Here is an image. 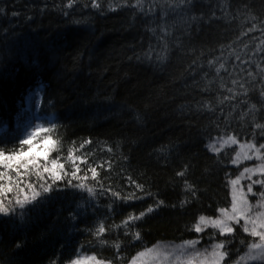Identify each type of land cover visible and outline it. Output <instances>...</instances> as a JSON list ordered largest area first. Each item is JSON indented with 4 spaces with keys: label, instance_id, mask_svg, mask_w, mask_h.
<instances>
[{
    "label": "trees",
    "instance_id": "trees-1",
    "mask_svg": "<svg viewBox=\"0 0 264 264\" xmlns=\"http://www.w3.org/2000/svg\"><path fill=\"white\" fill-rule=\"evenodd\" d=\"M68 3L0 0V148H18L36 127H54L52 158L63 162L91 141L76 155L90 151L93 166L111 163L97 169L104 187L144 199L124 203L94 181H85L92 195L59 181L24 208L13 202V212L0 214V264H67L77 249L127 264L160 244L199 240L203 251L225 239L228 264L240 262L255 238L239 225L228 237L192 229L199 216L230 207L229 180L243 169L231 163L235 147L214 153L208 145L228 136L264 143L255 127L264 124V0ZM32 97L34 117L26 107ZM158 200L164 204L135 224L139 241L122 228L105 234L121 245L119 259L115 247L91 235L99 222L119 224Z\"/></svg>",
    "mask_w": 264,
    "mask_h": 264
},
{
    "label": "snow or ice",
    "instance_id": "snow-or-ice-1",
    "mask_svg": "<svg viewBox=\"0 0 264 264\" xmlns=\"http://www.w3.org/2000/svg\"><path fill=\"white\" fill-rule=\"evenodd\" d=\"M75 0H69L68 7H71ZM137 4L141 3V0H136ZM185 0H180V3H184ZM91 6L99 8L101 5L97 3V0H91ZM115 10V9H112ZM256 30V25L253 24L248 29L249 32ZM264 43V41H262ZM223 65H221L222 67ZM251 75V73L249 74ZM235 83V82H234ZM231 91V90H230ZM260 96L264 98V90L260 92ZM255 110L256 106H251ZM257 129H260V134L264 136V124H255ZM55 131V128L36 127L31 132L26 133L25 137L18 141L19 147L15 149L6 150L0 148V214L8 215L14 211L13 202L16 207L24 208L25 205L31 204L42 193H49L53 190L54 186L59 181H65L68 185L75 188L87 190L90 195L93 194V188L88 187L85 181L91 180L98 184L101 188V194L108 193L115 200H120L124 203L130 201L144 199V196H138L135 192L128 195H121L118 191H113L110 188H105L101 183V174L97 170L98 168L104 169L105 165L110 169L111 163L105 161L104 164H97L93 166L89 163V157L92 153L89 151L83 155H76L81 149L85 148V145L90 144L91 141H84L79 148H73L68 151L67 157L61 162V157L56 156L52 158V153L58 150V141L53 139L51 133ZM41 133L45 135L41 137ZM35 141V142H34ZM237 144L238 141L234 136H228L224 144ZM241 149L247 148L252 154L248 152L243 153L244 160H259L260 163L254 167H245L243 171L235 179H230L229 184L232 188L231 196L232 203L230 211L228 208H219L217 211L220 213L218 217H210L201 215L198 217L197 222L193 225V231L196 233L204 232L206 228L211 227L216 230L212 235L215 236L218 232L220 236H233L236 232V225L242 229V231L253 238H259L258 242H248L249 253L255 250H264V179H255L252 177L258 175L264 177V143L257 146L253 141H249L247 144H241ZM208 150L214 153H219L221 147H217L215 144L208 145ZM111 151V149H109ZM241 153L237 152L236 157L231 160V163L238 164ZM71 165L69 170L66 164ZM81 165H85L82 168ZM14 173V175H13ZM90 173V175H89ZM247 174V175H246ZM178 176H184L183 171L177 173ZM241 179L251 181L247 185V192L243 189L237 190L236 186L240 183ZM131 184H134L138 191L143 192V185L136 184L135 180L131 177L128 178ZM77 181V183H73ZM186 189L195 196L193 186L189 185L185 180ZM253 185H260L261 191L256 192L253 190ZM39 187L40 191L36 188ZM29 193H31L29 195ZM249 194L252 197H258L255 203H250ZM151 193H145V196H151ZM188 203V201H181V204ZM164 204V201L158 200L155 204L149 205L144 211L139 213L130 212L119 224L106 225L104 221L99 222L97 227L91 230V235L95 237L98 243L102 246L109 245L115 247L117 251L116 259L120 258L119 249L121 245L115 242L110 245V242L105 239V234L112 231L115 228H122L125 230L124 234L127 236L131 234L133 240L139 241L141 239V233L136 230L135 224L137 221H141L150 213H153ZM109 211H113L112 205H109ZM241 221L243 223L241 224ZM199 240L184 241L182 247L192 249V253L188 254L186 264H195V261L200 258V264H205V260L208 256L212 257L211 264H228V257L230 253L227 249L229 241L227 239L219 241L212 245V251L200 252L196 250V245ZM243 243V242H242ZM152 249H146L137 252L130 260H127V264H139L141 257H144L147 253H151ZM77 255L71 260L67 261V264H113L112 259L105 258L97 252L82 253L80 249H77ZM250 259H258L264 257H256L249 255ZM55 264V261L53 262ZM233 264H239V262H233Z\"/></svg>",
    "mask_w": 264,
    "mask_h": 264
},
{
    "label": "rangeland",
    "instance_id": "rangeland-1",
    "mask_svg": "<svg viewBox=\"0 0 264 264\" xmlns=\"http://www.w3.org/2000/svg\"><path fill=\"white\" fill-rule=\"evenodd\" d=\"M35 98L32 97L30 98V100L26 103V107L27 109L33 114V117L35 116L34 113V103H35ZM227 139H223V140H219L217 142H215L214 144L217 147H221V150L226 149V148H230V147H235L236 148V152H240L241 155L238 158L239 161H241L238 164H234L235 166H243V168L245 167H254L256 164H259L260 161L259 160H244L243 159V153L244 152H248V154H252L251 152H249V150L247 148L241 149L240 145L242 143H237V144H231V142H229L228 144H224V141H226ZM243 171V169L241 170V172ZM239 175V174H238ZM247 175V174H246ZM236 178V177H235ZM234 178V179H235ZM253 180L255 179H264V177H260L258 175H254L252 177ZM251 183V181L246 180V179H241L240 183L236 186L237 190L239 191L240 189H243L244 192H247V185ZM230 188V193L232 192V188L231 186H229ZM253 190L256 192L261 191V186L260 185H253ZM249 201L250 203H255V201L258 199V197H252L249 194ZM231 203H232V196H231ZM231 206V205H230ZM230 211V207L228 208ZM220 216V214L218 215ZM243 223V221H241V224ZM211 228V227H209ZM259 238H255V242H258ZM183 244H160L155 246L152 249L151 253H147L144 257H141L139 260V264H186V260L188 257V254L192 253V249H187V248H183L182 247ZM208 250V252L212 251V246H210L209 248H206ZM204 249L199 250L196 247V250L200 251V252H205ZM249 255L251 256H256V257H264V250H255L251 253H249V251L247 252V254L241 259V261L239 262V264H264V258H258V259H250ZM212 262V257L208 256L207 259L205 260V264H211ZM195 264H200V258H198L195 261Z\"/></svg>",
    "mask_w": 264,
    "mask_h": 264
}]
</instances>
